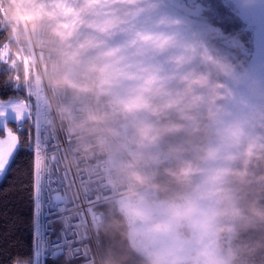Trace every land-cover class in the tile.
<instances>
[{
	"label": "clouds",
	"instance_id": "clouds-1",
	"mask_svg": "<svg viewBox=\"0 0 264 264\" xmlns=\"http://www.w3.org/2000/svg\"><path fill=\"white\" fill-rule=\"evenodd\" d=\"M154 8L155 5L149 0H6L3 5L8 21L19 29L17 38L28 39L24 29L28 32L34 29L45 31L43 42L55 45L60 67H81L83 74L92 77L96 87L105 92L121 82H133V86L127 89L126 96L118 100L122 112L155 111L151 100L157 96L165 97L162 105L164 109L193 110L203 104L211 109L214 102L220 98L219 90L224 86L213 81L209 71L189 70L180 74L177 79L183 84V88L171 93L165 90V85L172 77H162L158 68L142 67L135 59L145 53H162L175 48L179 50L178 53L168 59L176 69L188 65L198 57L202 64L221 72L225 71L206 49L197 52L194 45L181 44L177 42L174 34L158 30L175 25L177 21L160 16L150 24L146 23ZM115 34L123 35L124 42L109 46L107 40ZM89 52L94 55L85 61L83 58ZM52 71L54 86L89 90V84H79L69 79L68 74L60 72L55 63ZM138 135L142 141L152 142L155 139L150 125H142L138 129ZM220 136L230 148L237 150L235 155L230 153L224 158L231 161L240 157L241 168L238 171L212 170L206 181L208 187L204 191H199L194 198L185 199L182 205L171 207V214L175 218L199 214L202 219L198 224L205 234L210 232L212 220L219 213L202 212L198 201L216 196L215 185L219 184L226 174L235 176L241 183H248L252 177L248 166L255 167L257 161L264 162V142H261L259 136H250L240 124L225 127ZM203 158L217 159V150H207ZM194 171L196 169L191 163H185L173 175L183 181ZM133 175L135 179H140ZM255 181L264 183V172L256 176ZM129 211L136 216L142 214L135 208H130ZM225 211L234 216L240 215V210L232 206ZM248 211L252 217L264 220V209L256 207L255 202L249 206ZM154 230L166 232L168 226L156 225ZM199 256L203 264H222L209 246H205Z\"/></svg>",
	"mask_w": 264,
	"mask_h": 264
},
{
	"label": "trees",
	"instance_id": "trees-1",
	"mask_svg": "<svg viewBox=\"0 0 264 264\" xmlns=\"http://www.w3.org/2000/svg\"><path fill=\"white\" fill-rule=\"evenodd\" d=\"M4 4L6 0H2ZM227 13L239 21L241 27L231 31L225 30L222 18L214 13L209 15L207 21L220 27L223 33H228L229 44L221 39L212 38L211 33L206 37V45L197 50H207L213 58L231 67H241L248 59V49L245 46L244 32L246 24L237 16L236 10L229 2L218 0ZM211 13V12H210ZM219 19V22H217ZM224 20L229 19L225 16ZM246 28V29H245ZM19 29L17 30V32ZM16 32V33H17ZM8 38V30L0 28V46ZM8 52L19 54L17 71L23 77L25 66L23 58L29 56L27 40L17 38L8 41ZM239 65V66H238ZM183 73L189 70L209 71L213 81L221 83L224 87L219 90L220 98L209 109L206 104L197 109L184 110L196 121L195 128L187 125L177 114V109H164L162 107L165 97L157 96L151 100L156 108L150 114L154 119L156 136L163 150L170 155V160L158 167L154 184L150 187L158 199H166L183 203L191 198L197 179L199 165L209 145L217 123L215 108H222L226 100L224 93L227 82L221 71L202 64L197 57L188 65L183 66ZM22 82H25L22 80ZM26 84L31 87L30 79ZM32 88V87H31ZM183 88L180 81L172 84L166 83L165 90L175 93ZM212 113L210 116L209 113ZM250 136H259L264 142V100L262 101L248 131ZM31 155L21 151L16 164L0 179V264H11L12 258L17 254L28 251L31 240L32 202H31ZM185 163H191L196 171L187 180H178L173 173ZM241 168V158L234 159L231 171ZM252 173L248 183H241L235 176L228 174L223 185L219 202L218 236L222 255L228 264H264V220L252 217L248 211L249 206L264 209V183L255 181V177L264 172V162L257 161L256 166H248ZM230 206L240 210L239 216L231 215L225 211ZM97 209L103 212V223L94 228V237L98 260L92 264H153L148 258L137 251L129 239V225L121 209L114 203H103ZM187 232L192 234L190 228ZM69 260L60 259L58 264H68ZM73 264H81L74 261ZM198 264H201L200 261Z\"/></svg>",
	"mask_w": 264,
	"mask_h": 264
},
{
	"label": "built area",
	"instance_id": "built-area-1",
	"mask_svg": "<svg viewBox=\"0 0 264 264\" xmlns=\"http://www.w3.org/2000/svg\"><path fill=\"white\" fill-rule=\"evenodd\" d=\"M3 5L0 0V28L8 30V38L0 47L8 51V41L15 38L18 27L8 21ZM24 32L28 35L29 56L24 57L27 59V78L32 89L40 94L49 132L64 142L60 166L76 178L75 183L68 184V214H76L83 188L91 190L97 205L132 206L138 194L154 184L159 165L170 160V155L163 150L156 136L152 115H131L121 111L118 100L126 96L128 81L107 92L98 89L93 78L86 77L81 67L59 66L55 45L43 42L46 35L43 29L31 32L24 29ZM107 43L109 46L121 44L119 34L113 35ZM92 55L94 53L89 52L83 59L87 61ZM54 63L60 72L68 74L69 79L89 84V90L54 86ZM142 125L151 126L155 135L152 142L142 141L138 135ZM133 174L140 179H135ZM81 177L85 181L83 187L79 180ZM103 218V212L97 209L88 226L90 248L86 258L79 260L81 264H92L98 260L94 228L103 223ZM53 227L58 229L59 224ZM62 258L69 260V255L66 253Z\"/></svg>",
	"mask_w": 264,
	"mask_h": 264
},
{
	"label": "snow or ice",
	"instance_id": "snow-or-ice-1",
	"mask_svg": "<svg viewBox=\"0 0 264 264\" xmlns=\"http://www.w3.org/2000/svg\"><path fill=\"white\" fill-rule=\"evenodd\" d=\"M208 2L209 12L222 18L225 30L241 27L218 0ZM225 16L229 19L224 20ZM246 24L243 38L249 54L264 60V11L249 14ZM20 59L18 53L10 54L0 47V179L16 164L21 151L31 155V240L27 253L17 254L11 264H58L66 253L68 264H73L86 258L90 248L88 226L98 205L91 190L83 188L76 214H68V184L75 183L76 178L60 166L64 142L49 132L40 94L26 84V58L23 77L17 71ZM79 180L83 187L84 178Z\"/></svg>",
	"mask_w": 264,
	"mask_h": 264
},
{
	"label": "rangeland",
	"instance_id": "rangeland-1",
	"mask_svg": "<svg viewBox=\"0 0 264 264\" xmlns=\"http://www.w3.org/2000/svg\"><path fill=\"white\" fill-rule=\"evenodd\" d=\"M150 3L155 5L152 12L167 13L172 19L180 23H200L195 17L188 18L186 13L193 15L196 9H190L183 0H149ZM196 28V25L192 26ZM247 28V27H246ZM245 28V29H246ZM177 39L185 37L186 32L178 26V24L168 27ZM215 34L218 38L223 39L224 43L229 42L227 34L219 28H215ZM125 37L119 34L120 43L124 42ZM249 56V52H248ZM142 67H155L159 69V75L162 77H172L166 83L172 84L179 81L177 77L183 74V66L176 69L173 64L157 63L160 57H155L154 53H145L142 57H136ZM166 60V59H165ZM225 68L222 72L227 82L224 93L228 96L231 88L235 84L241 67H231L224 63L218 62ZM239 66V65H238ZM133 86V82L128 81V89ZM127 94V93H126ZM222 108H215L217 123ZM151 110H141L131 115L138 113L150 114ZM184 203V202H183ZM166 199H158L153 189L148 188L137 196V201L128 208H120L129 225V239L131 245L139 251L142 255L148 258L153 264H198L200 261L197 252L196 244L193 239V234L187 232V229L192 230L191 216L186 218H175L171 214V207L175 205H182ZM130 208L139 210L142 214L139 216L132 215L129 211ZM167 225L166 232H159L154 230L156 225ZM228 264V260L226 261Z\"/></svg>",
	"mask_w": 264,
	"mask_h": 264
},
{
	"label": "water",
	"instance_id": "water-1",
	"mask_svg": "<svg viewBox=\"0 0 264 264\" xmlns=\"http://www.w3.org/2000/svg\"><path fill=\"white\" fill-rule=\"evenodd\" d=\"M224 1L229 2L234 7V4L231 0ZM233 1L241 5L248 15L251 13L264 11V0ZM237 16L239 17L238 14ZM244 23L246 24V22ZM263 100L264 60L258 59L255 56H250L249 54L245 66L240 71L235 84L231 88L226 100L223 103L222 110L214 130V135L206 149V151L209 149H216L217 159L207 160L202 158L191 198H194L199 191H204L208 187L206 181L212 170H230L232 166L234 160L230 161L224 157L230 153L235 155L237 150L230 148L224 141H222L220 133L225 127L232 124H240L244 131L247 132ZM177 114L187 125L195 128L196 121L193 117L187 114L184 110H177ZM227 175L228 174L224 175L221 182L215 185V189L217 190L216 196L211 199H200L198 201V206L202 212L209 214L211 212H219L221 192ZM201 219L202 217L199 214H194L191 216L192 234L198 254L205 246H209L214 250L215 255L219 258L222 264H226L222 255L218 236V215L213 218L211 230L207 234L202 232L199 227L198 222ZM200 263L203 264L201 257Z\"/></svg>",
	"mask_w": 264,
	"mask_h": 264
},
{
	"label": "flooded vegetation",
	"instance_id": "flooded-vegetation-1",
	"mask_svg": "<svg viewBox=\"0 0 264 264\" xmlns=\"http://www.w3.org/2000/svg\"><path fill=\"white\" fill-rule=\"evenodd\" d=\"M186 5L188 6V8L190 9H196L193 13V15H191L190 13H186V15L188 16V18H191V16L195 17V19H197L200 23H192L191 24H187V23H180L177 20L178 26L180 28H182L186 34L185 37L181 38V39H177L175 37V39L177 40V42L181 43V44H191L194 45L196 47V49H200L201 47L206 45V37L209 35V33H211L212 38L217 37L218 35L215 34V28H219V26L209 23V21H207L209 15L211 16L212 13L214 12H209V2L208 0H183ZM213 15H216L215 13ZM160 16H165L171 20L172 17H170L167 13L164 12H151V14L147 17V21L146 23L150 24L152 20L160 17ZM143 19V18H142ZM217 22H219V19H217ZM196 25V28H193L192 26ZM161 31H166L168 33H171V30L167 28H163V29H158ZM223 34H227L228 33H223ZM224 40H220L218 41L219 43H222ZM224 43V42H223ZM224 45L230 49L231 46L228 42H225ZM178 49L172 48V49H168L162 53H154L155 57H160V59L157 61V63H166L167 64L169 62V57L171 55H175L178 53ZM166 59V60H165Z\"/></svg>",
	"mask_w": 264,
	"mask_h": 264
},
{
	"label": "bare ground",
	"instance_id": "bare-ground-1",
	"mask_svg": "<svg viewBox=\"0 0 264 264\" xmlns=\"http://www.w3.org/2000/svg\"><path fill=\"white\" fill-rule=\"evenodd\" d=\"M234 4V7L237 11V14L239 15V17L246 22V18L248 16V13L243 9V7L241 5H239L237 2L231 0Z\"/></svg>",
	"mask_w": 264,
	"mask_h": 264
},
{
	"label": "crops",
	"instance_id": "crops-1",
	"mask_svg": "<svg viewBox=\"0 0 264 264\" xmlns=\"http://www.w3.org/2000/svg\"><path fill=\"white\" fill-rule=\"evenodd\" d=\"M122 44V43H121Z\"/></svg>",
	"mask_w": 264,
	"mask_h": 264
}]
</instances>
